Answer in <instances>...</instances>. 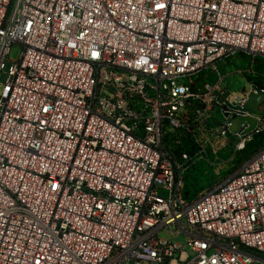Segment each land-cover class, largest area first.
<instances>
[{
  "label": "built area",
  "instance_id": "2783aa9c",
  "mask_svg": "<svg viewBox=\"0 0 264 264\" xmlns=\"http://www.w3.org/2000/svg\"><path fill=\"white\" fill-rule=\"evenodd\" d=\"M258 56L264 0H0V264H264V146L185 191L264 132Z\"/></svg>",
  "mask_w": 264,
  "mask_h": 264
},
{
  "label": "rangeland",
  "instance_id": "374dc122",
  "mask_svg": "<svg viewBox=\"0 0 264 264\" xmlns=\"http://www.w3.org/2000/svg\"><path fill=\"white\" fill-rule=\"evenodd\" d=\"M18 52L19 47H13L10 53L11 59H15ZM251 63L252 59L246 57H241V60L233 59L229 62L224 61L222 63L224 68L222 73L226 75L224 84L227 85L234 94L242 92L243 89H247L249 83L256 79L254 77H258V75L264 76V56H258L253 62L252 68ZM251 69L253 73L250 72ZM240 70L241 72H239ZM246 72L248 74H246ZM248 76H252L251 80H249ZM243 156L244 154L241 153V160L239 158L232 162H228L226 165L199 164L195 173V180L189 183L191 192L198 194L202 191L211 190L213 187L217 186L230 174V172L232 173L237 169L238 164L243 160ZM178 240L183 241V237H179Z\"/></svg>",
  "mask_w": 264,
  "mask_h": 264
},
{
  "label": "water",
  "instance_id": "95a60500",
  "mask_svg": "<svg viewBox=\"0 0 264 264\" xmlns=\"http://www.w3.org/2000/svg\"><path fill=\"white\" fill-rule=\"evenodd\" d=\"M252 88L254 91H250L247 95V99L245 104L241 107V113H247L249 115H256V116H262L264 115V108H259L260 105L264 104V92L259 91L258 89H255L253 86ZM218 101H221L218 99ZM227 106H229L227 104ZM246 124L245 128H242V125ZM257 124V121L247 115L241 114L239 115H233L229 119V131L232 134H236L241 126V136H245L249 133H251L255 126Z\"/></svg>",
  "mask_w": 264,
  "mask_h": 264
},
{
  "label": "trees",
  "instance_id": "16d2710c",
  "mask_svg": "<svg viewBox=\"0 0 264 264\" xmlns=\"http://www.w3.org/2000/svg\"><path fill=\"white\" fill-rule=\"evenodd\" d=\"M263 146H264V132L256 134L253 137V140L246 145L243 151H241V153L244 154L243 159L249 157L251 154L259 150ZM195 177H196L195 173L189 174V176L187 177L188 181L185 184L186 193L191 195L192 194L194 195V193L191 192L189 183H191V181H194Z\"/></svg>",
  "mask_w": 264,
  "mask_h": 264
}]
</instances>
